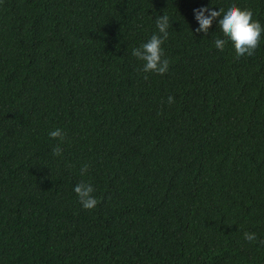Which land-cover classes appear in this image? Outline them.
<instances>
[{"label": "trees", "instance_id": "trees-1", "mask_svg": "<svg viewBox=\"0 0 264 264\" xmlns=\"http://www.w3.org/2000/svg\"><path fill=\"white\" fill-rule=\"evenodd\" d=\"M233 3L264 28V0H0V264H264V32L195 31Z\"/></svg>", "mask_w": 264, "mask_h": 264}, {"label": "clouds", "instance_id": "clouds-1", "mask_svg": "<svg viewBox=\"0 0 264 264\" xmlns=\"http://www.w3.org/2000/svg\"><path fill=\"white\" fill-rule=\"evenodd\" d=\"M207 13V15H206ZM194 15L200 27L196 32H203L205 36L208 35L213 22L219 19V27L223 32L224 37H227L234 44L237 58L245 55L251 57L255 54V50L259 46L261 34L264 32L261 23L253 19V12L250 9H241L235 3L231 4L228 9L220 8L215 11L210 7H202L194 10ZM170 25L169 16L166 14L160 15L156 19L157 34H153L148 42L142 44L140 47L132 50V55L144 62L143 71L145 73L155 72L157 74H165L170 66V60L164 57L162 45L168 39V28ZM225 39L215 38V47L221 51L224 50ZM147 79V77H145ZM175 102V98L168 97V103ZM53 139L65 138V133L62 129H56L49 133ZM63 149L58 144L53 149V154L60 156ZM89 166L85 164L81 168V175L88 172ZM75 193L78 195L79 201L83 208L86 210L94 209L99 201L94 197V187L90 183L81 182L74 188ZM244 239L251 242L256 240L255 233H244ZM261 243H264L262 241Z\"/></svg>", "mask_w": 264, "mask_h": 264}]
</instances>
